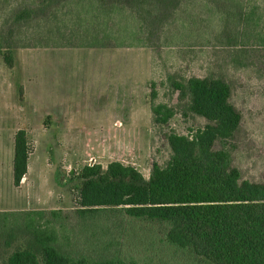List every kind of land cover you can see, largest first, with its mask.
I'll return each instance as SVG.
<instances>
[{
	"label": "rangeland",
	"instance_id": "obj_1",
	"mask_svg": "<svg viewBox=\"0 0 264 264\" xmlns=\"http://www.w3.org/2000/svg\"><path fill=\"white\" fill-rule=\"evenodd\" d=\"M56 5L38 10L21 28L12 25L8 6L0 15L3 34L15 31L12 41L20 44L12 48L11 65L3 60L4 48L0 54V212L18 218L42 210L41 223L50 221L62 246L76 255L99 256L90 243L101 238L111 241L104 256L127 263L210 264L170 246L159 222L116 212L93 222L81 219L79 174L86 165L120 162L148 179L153 163L163 167L169 160L167 134L189 136L206 124L187 111L175 86L215 76L228 83L241 114L226 145L233 167L242 180L264 183V0H147L134 10L122 5L101 48L64 46L68 35L76 43L82 31L71 30L67 10ZM152 104L173 110L166 125L153 124ZM64 117L71 123L67 135L57 128ZM43 124L51 125L47 133ZM18 130L26 132L30 157H36L20 188L11 164ZM50 211L60 212L53 218ZM4 239L1 264L25 244L18 233L8 247Z\"/></svg>",
	"mask_w": 264,
	"mask_h": 264
},
{
	"label": "trees",
	"instance_id": "obj_2",
	"mask_svg": "<svg viewBox=\"0 0 264 264\" xmlns=\"http://www.w3.org/2000/svg\"><path fill=\"white\" fill-rule=\"evenodd\" d=\"M129 1L15 0L12 4L13 0H0V15L8 6L12 25L21 28L34 21L38 10L57 3L56 10L58 6L67 10L69 28L82 31L75 36L76 43L74 35H68L64 46L101 48L111 34L114 10L122 5L134 10L135 5L142 8L147 2ZM155 12L148 11V15ZM53 18V14L48 16V26ZM1 29L0 24V54L4 48L3 60L11 65L12 48L20 44L12 41L15 31L3 34ZM175 87L186 98L187 111L206 121L204 127L189 136L167 134L169 160L163 167L153 163L148 179L120 162H110L105 168L84 166L79 174L76 214L90 222L114 212L159 222L167 228L165 241L170 246L189 250L210 264H264V183L242 180L226 147L241 124V114L231 103L230 86L222 78L207 76L191 77ZM151 97H155L153 92ZM150 110L156 125H166L174 115L164 104H152ZM30 153L26 132L18 130L12 161L16 188L27 172ZM59 212L50 211V215L55 218ZM20 214L24 216L13 218L0 212V239L8 238L3 240L6 247L15 234L25 236V244L16 247L3 264H39V259L42 264H132L115 255L104 256L111 241L96 239L95 231L91 237L96 240L90 247L99 256L76 255L62 246L50 221L41 223L43 211Z\"/></svg>",
	"mask_w": 264,
	"mask_h": 264
},
{
	"label": "crops",
	"instance_id": "obj_3",
	"mask_svg": "<svg viewBox=\"0 0 264 264\" xmlns=\"http://www.w3.org/2000/svg\"><path fill=\"white\" fill-rule=\"evenodd\" d=\"M117 123L118 124H121L118 120H116L114 122V124H117ZM70 124H71L70 123V119L68 117H64V120L62 121L61 125L59 127H57V128L60 129V127H61V129L64 131V135H67V134H69L68 133V129L70 127ZM50 127H51V125L48 127L47 125H44L43 124L41 126V132L43 131V133H47L50 130ZM13 145H14V138H13ZM35 158L31 159V157L29 156L28 166H27V172H26L25 176L23 177V179L21 181V184H20V186L18 188H20L21 185H24V184L27 183V181H28V175H29V172L32 170V165H33V161L35 160ZM60 159L62 161V157ZM57 160H58V157H57ZM12 161H13V157H12ZM61 161H60V163H61ZM58 162H59V160H58ZM11 164H12V162H11ZM12 175H13V171H12ZM50 210H56V209H50ZM57 210H59V209H57ZM37 211H39V210H37Z\"/></svg>",
	"mask_w": 264,
	"mask_h": 264
}]
</instances>
